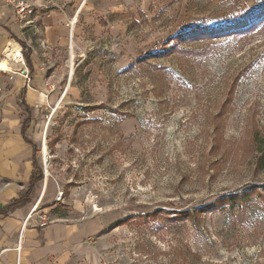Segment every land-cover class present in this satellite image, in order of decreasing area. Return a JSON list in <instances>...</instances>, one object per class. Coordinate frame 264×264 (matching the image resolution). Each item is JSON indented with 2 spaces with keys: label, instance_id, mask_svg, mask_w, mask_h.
<instances>
[{
  "label": "rangeland",
  "instance_id": "obj_1",
  "mask_svg": "<svg viewBox=\"0 0 264 264\" xmlns=\"http://www.w3.org/2000/svg\"><path fill=\"white\" fill-rule=\"evenodd\" d=\"M19 1L34 9L19 21L15 41L32 52L27 85L35 79L44 89L30 130L44 179L31 195L27 227L78 229L59 264H191L189 250L199 254L196 264H264L257 164L264 15L240 33L187 39L179 51L153 57L182 30L244 17L260 0H15L11 7ZM141 57V68L122 73ZM24 66L0 71V93ZM246 191L244 205L207 209L178 229L158 221L118 225L131 214L195 208Z\"/></svg>",
  "mask_w": 264,
  "mask_h": 264
},
{
  "label": "crops",
  "instance_id": "obj_2",
  "mask_svg": "<svg viewBox=\"0 0 264 264\" xmlns=\"http://www.w3.org/2000/svg\"><path fill=\"white\" fill-rule=\"evenodd\" d=\"M20 23L11 4L0 0V50L18 39ZM47 23L50 35L56 36L57 27L49 19ZM33 81V86L27 85L22 72H15L8 82L9 91L0 93V207L23 194L31 181L33 147L29 141L34 136L30 134L32 124L25 128L27 137L23 134L27 116L23 100L34 108L43 99L38 92L44 90ZM34 204L30 201L7 216L0 215V264H59V255L79 237L75 226L59 222L24 226Z\"/></svg>",
  "mask_w": 264,
  "mask_h": 264
},
{
  "label": "trees",
  "instance_id": "obj_3",
  "mask_svg": "<svg viewBox=\"0 0 264 264\" xmlns=\"http://www.w3.org/2000/svg\"><path fill=\"white\" fill-rule=\"evenodd\" d=\"M259 6H257L255 9H252L254 11H248L247 15L244 17H235V18H229L225 22L220 23L219 25L214 26H201V25H194L190 26L175 36V42L168 46L166 50H162L160 52H157L153 54V57H163V55L167 53H174L176 51H179L177 48L178 45L186 41L187 39H195V40H201V39H207L212 40L236 33L242 32L243 29L248 27L250 23L258 19V17L264 15V0H260ZM24 46L23 48V56L25 59V62L29 69L33 70V62L31 59V50L26 46V44L22 43ZM21 45V46H22ZM169 45V44H167ZM22 46V47H23ZM24 50L26 53H24ZM188 52V51H187ZM147 62V58L141 57L135 61V63L130 64L128 67L122 70V73H128L133 72L137 68H141L144 63ZM168 69V68H167ZM158 71H161V67L157 69ZM169 71V69H168ZM23 105L25 107V110L28 112L27 118L24 120L22 126H23V134L26 136L27 133L25 132V128L29 127L31 125V122L34 120V109L31 108L25 100H23ZM124 105V104H123ZM122 106V105H121ZM115 112H118V110H114ZM119 114H123L120 112ZM131 113L126 114L127 116H131ZM27 137V136H26ZM130 139H128V142ZM32 144L33 147V156H32V164H33V172L31 176V181L25 190L23 194H21L18 198L13 199L8 205L1 206L0 207V215L7 216L10 213H12L14 210L19 208L20 206L26 205L31 201V195L34 193L35 189L38 187V184L43 181L44 179V173L43 168L40 162V159L38 157V151L37 146L34 144L32 140L29 141ZM257 164L260 168L264 169V147L259 153V156L257 157ZM250 191H246L243 193H231L228 195H224L220 198H217L215 201L195 207V208H179V209H165V208H157L154 210H150L147 212H140L137 214H131L121 220L118 225L120 224H132V223H140L143 226L146 224H151L153 222L158 221V223H161V225L170 227V228H181V226L186 221H193L197 219L201 213H204L207 209H214L218 207H228V208H235L239 207L241 205H244L250 197ZM189 260L191 264H196L200 257L199 254L189 250Z\"/></svg>",
  "mask_w": 264,
  "mask_h": 264
},
{
  "label": "built area",
  "instance_id": "obj_4",
  "mask_svg": "<svg viewBox=\"0 0 264 264\" xmlns=\"http://www.w3.org/2000/svg\"><path fill=\"white\" fill-rule=\"evenodd\" d=\"M4 1L6 3H8V4H13L15 0H4ZM14 6H15V14H16L17 19H19V21L26 20L28 22L30 19H27V18L32 16L33 13H34V9L32 8L31 4H29V3L25 2V1H19ZM20 51H21V53L23 55V47L22 46H21V50ZM20 62H23V64L25 66L23 68L20 67L17 70H14V73L18 72V71H21L23 76H24L25 81L27 82V84H29L32 79L30 77V71H29L28 66H27V64L25 62L24 56H23V59ZM10 71H12V69H9L7 72H10ZM33 211H34V209L31 212H33ZM30 213L25 219L24 226L29 222V219L31 217ZM41 218L45 219L44 216H41Z\"/></svg>",
  "mask_w": 264,
  "mask_h": 264
},
{
  "label": "bare ground",
  "instance_id": "obj_5",
  "mask_svg": "<svg viewBox=\"0 0 264 264\" xmlns=\"http://www.w3.org/2000/svg\"><path fill=\"white\" fill-rule=\"evenodd\" d=\"M20 50L21 45L19 43H16L14 40H11L9 42V45L5 52V57L0 59V71H8L9 69H11L10 67L12 65H18V63L23 59V55Z\"/></svg>",
  "mask_w": 264,
  "mask_h": 264
},
{
  "label": "water",
  "instance_id": "obj_6",
  "mask_svg": "<svg viewBox=\"0 0 264 264\" xmlns=\"http://www.w3.org/2000/svg\"><path fill=\"white\" fill-rule=\"evenodd\" d=\"M73 34V33H72ZM46 161V160H45Z\"/></svg>",
  "mask_w": 264,
  "mask_h": 264
}]
</instances>
